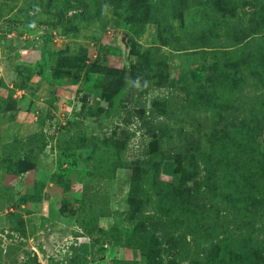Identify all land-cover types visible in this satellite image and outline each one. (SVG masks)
<instances>
[{
    "label": "rangeland",
    "instance_id": "1",
    "mask_svg": "<svg viewBox=\"0 0 264 264\" xmlns=\"http://www.w3.org/2000/svg\"><path fill=\"white\" fill-rule=\"evenodd\" d=\"M263 10L0 0V264H264Z\"/></svg>",
    "mask_w": 264,
    "mask_h": 264
},
{
    "label": "trees",
    "instance_id": "2",
    "mask_svg": "<svg viewBox=\"0 0 264 264\" xmlns=\"http://www.w3.org/2000/svg\"><path fill=\"white\" fill-rule=\"evenodd\" d=\"M152 0H148V3H150ZM263 18L262 21L264 22V10L262 14ZM243 51V47L240 46L237 50L235 55L240 56L241 52ZM264 55V41L259 43L257 52L253 55L252 60H251V69L253 70H258V73L261 75L262 80L264 81V57L262 58L261 56ZM237 58V57H236ZM234 78L232 77H227L222 79V77L218 78L213 84V87H217L218 89L221 88L220 94L221 96H224L228 94L229 92V82L233 81ZM214 96V95H213ZM220 96V95H219ZM219 96L217 98H219ZM217 102H215L212 99V93L210 92L209 89H206L203 91V95L200 96V108H215ZM259 124L264 125V116L259 119L258 124L256 125V128H249V129H243L242 127L238 128L236 131H233V133L228 134L227 137H225L226 143L225 146L227 145L228 147L231 148V152L236 155V154H242V153H247L249 150L252 149L253 145H256L258 142V138L262 135L261 134V128L258 127ZM258 145V144H257ZM225 148V147H224ZM264 149V147H263ZM217 150L218 152L221 151V148L219 145H217ZM226 153L229 151L227 149H223ZM249 174L245 175V178H248ZM233 182L237 183L239 185V179L236 181V177L233 176ZM238 199L242 198V194L238 193L237 194ZM241 201V200H239ZM125 233L130 234L131 229L124 230ZM238 260V259H236ZM238 261H244L245 263L251 262L247 261L245 258H240ZM247 261V262H246ZM255 264V262H251Z\"/></svg>",
    "mask_w": 264,
    "mask_h": 264
}]
</instances>
